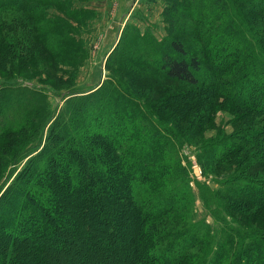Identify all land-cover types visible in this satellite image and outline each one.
<instances>
[{"label":"trees","instance_id":"16d2710c","mask_svg":"<svg viewBox=\"0 0 264 264\" xmlns=\"http://www.w3.org/2000/svg\"><path fill=\"white\" fill-rule=\"evenodd\" d=\"M56 3L0 0V11L15 8L28 13L35 10L41 15L39 6ZM162 15L168 37L158 42L142 36L148 40L134 59L143 60L148 54L158 73L190 84V94H194H183L180 100L165 99L167 107L163 106L162 111L189 105L191 111L198 112L205 103L222 97L248 133L205 142L198 147L196 162L204 166L198 156H206L213 164L237 160L252 146L255 154L251 160L254 158L264 171V0H167ZM259 21L261 25L254 27ZM97 87L65 95L69 98L47 128L42 148L29 157L1 193L0 238L10 243L0 247V264H58L47 253H59L60 249L52 242L50 246L37 242L30 231L26 232L28 228L32 232L40 230L43 236L60 233L73 238L74 234L98 233L106 240L113 238L116 229L112 219L118 218L124 206L137 216L136 247L139 254L143 253L130 259L126 255L125 264H220L230 250L223 263L264 264V229L235 227L211 202L205 205L212 224L233 231L225 235L223 244L218 242L217 251H213L211 241L199 261L188 262L193 258L188 249L203 240L205 232L190 229L182 235L159 233L158 225L185 211L187 195L181 192V186L189 185L193 165L188 159L181 164L177 158L183 140L121 82L113 79ZM42 92V88L1 86L0 119L5 124L0 128V137L8 132L20 136L27 130L31 132L38 114L33 100L43 98ZM11 113L16 117L9 120ZM165 115L170 116L167 112ZM40 145L41 141L20 156L34 148L37 151ZM249 164L246 162L244 171ZM117 171L122 177L118 184L120 198L110 195L96 205L88 200L92 197L88 193L87 200L77 207L81 229L63 226L65 217L52 211L56 210L57 192L67 191V183L75 181V187L83 189L84 183L91 181L95 183L93 190L104 191V174L109 173L113 179ZM223 185L229 186L228 194L232 192L236 203L264 214V179L238 174L229 176Z\"/></svg>","mask_w":264,"mask_h":264},{"label":"rangeland","instance_id":"374dc122","mask_svg":"<svg viewBox=\"0 0 264 264\" xmlns=\"http://www.w3.org/2000/svg\"><path fill=\"white\" fill-rule=\"evenodd\" d=\"M166 2L167 0H135L132 11L128 13L129 16L122 26L120 36L123 38L118 45V42L113 43L116 41L117 20L120 14L130 9L132 0H57L55 5L39 6L38 12L41 15L35 10H29L28 13L15 8L0 11V88L14 85L42 88L43 91V98L33 100L38 114L31 132L27 130L23 136L8 132L0 137V146L3 148L0 151V195L12 183L29 157L42 148L45 132L65 107L69 98L65 95L68 92H85L98 83L100 86L106 81L117 80L144 102L157 119L168 123L169 128L179 132L183 140L184 145L177 153V158L181 160V164H185V159H188L193 165L189 185L181 186V192L187 195L185 211L179 212L181 219H167L158 228L162 235H182L190 229L198 233H201L200 229L204 231L206 237L197 242L195 247L188 249L189 254L193 255L188 262L195 263L208 250L209 242H213L215 252L219 249L218 244L225 241V235L228 232L233 233L224 231L218 223L220 227L212 224L206 202L214 203L235 227L264 229V214L255 213V210L236 203L232 192L228 194L229 186L223 185L229 176L238 174L264 179V171L258 168L259 164L254 158L251 160L255 154L252 146H248L237 160L213 164L206 156H198L197 158H202L199 161H203L204 166L200 167L198 161L196 162L198 147L205 142L234 135L240 137L242 133H248V129L230 111L229 105L223 103L222 97L218 96L205 103L197 113L191 111L189 105L179 108L170 106V111H162L163 106H166L163 104L165 99L175 100L180 97L177 98L180 100L183 94L186 97L194 95L190 94L193 92L190 91L193 90L190 84L158 73L149 62L151 60L148 54L143 57H147L146 60L134 59L141 51L142 43L148 40L144 37L149 36L158 42L168 37L162 15ZM259 22L254 27L261 25L262 22ZM111 46L112 50L117 47L100 66V58L108 53ZM30 107L32 108L31 105ZM166 112L172 116H166ZM15 117V113H11L8 119ZM4 124L5 121L0 119V128ZM39 141L41 145L37 151L34 148L20 156L22 151ZM106 160L111 161L110 157ZM246 162H250L251 166L244 171ZM108 176L109 173L104 174V191L93 190L95 183L91 181L85 182L83 189L81 186L75 187V181L67 183V191L62 188L63 193L61 189L57 192L56 210L52 211L65 217L63 226L74 225L81 229L82 220L77 207L84 199L87 200L88 193L92 194L88 200L96 205L110 195L120 198L122 192L118 184L122 181L121 175L117 171L113 179ZM82 179L86 180L85 177ZM107 215L110 217V214ZM136 218L132 210L124 206L118 218L112 219V226L116 229L113 238L108 237L106 240L99 238L98 233H79L71 238L60 233L56 236H43L40 230L32 232V228H28L26 232L30 231V235L35 236L37 242L58 247L59 253H47L50 255L48 258L57 259L58 264H125L123 260L126 255L130 259L131 256L138 257L143 254H139L136 247L139 233ZM39 234L40 238L37 237ZM70 240L73 242H69ZM8 243L10 240L0 238V247L8 246ZM228 254H225L226 257ZM226 257L220 264H226L223 263Z\"/></svg>","mask_w":264,"mask_h":264},{"label":"crops","instance_id":"0c3cea01","mask_svg":"<svg viewBox=\"0 0 264 264\" xmlns=\"http://www.w3.org/2000/svg\"><path fill=\"white\" fill-rule=\"evenodd\" d=\"M120 2V1H119ZM135 3V0H132V3L130 5V9L127 11V12H123V14H120V16L118 17V20H117V24H116V33H115V40L113 43L115 42H118L119 38H120V35H121V31H122V26L125 22V20H127L126 18L129 16L128 13H130L132 11V5ZM121 4V2H120ZM112 51V46L111 48L109 49L108 53L106 55H103L101 58H100V61H99V65L102 66L104 63H105V60H106V57L110 54V52ZM99 85V83H98ZM98 85L94 86V87H90L88 88L87 90H90V89H94L96 88Z\"/></svg>","mask_w":264,"mask_h":264}]
</instances>
